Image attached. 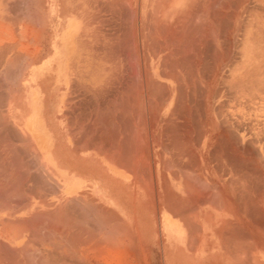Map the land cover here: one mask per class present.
<instances>
[{
  "label": "crops",
  "instance_id": "obj_1",
  "mask_svg": "<svg viewBox=\"0 0 264 264\" xmlns=\"http://www.w3.org/2000/svg\"><path fill=\"white\" fill-rule=\"evenodd\" d=\"M187 12L172 0H0V93L14 94L0 118V264H252V220L264 264L250 150L204 127L229 119L156 116L168 101L139 97L156 91L139 76L170 92L175 68L176 91H190ZM201 25L216 52L196 59L229 77L233 21Z\"/></svg>",
  "mask_w": 264,
  "mask_h": 264
},
{
  "label": "rangeland",
  "instance_id": "obj_2",
  "mask_svg": "<svg viewBox=\"0 0 264 264\" xmlns=\"http://www.w3.org/2000/svg\"><path fill=\"white\" fill-rule=\"evenodd\" d=\"M173 1L175 3L180 1V5L185 6L188 11L187 21L196 23L195 27L186 30L187 56L186 60L181 62L186 65L188 74L186 81L191 89L187 93L176 91L179 83H184V77L181 78L179 70L175 68L167 79V83L171 85L170 92L164 93L157 87L164 82L163 78L139 76L140 86L147 83L156 85L154 94L140 92V100L168 101L165 109L156 108V116L223 117L225 120L228 118L230 121L228 125L204 127L208 132L214 129L213 131L238 134L241 140L233 143L239 145L244 143L250 150L247 163L251 166V212L255 214L264 212V174L262 176L257 170L259 165H264V91L260 89L264 86V0H172V3ZM210 21L234 23V41L229 45V53L232 54V61H229V77H223V74H215L213 77L211 63L217 62L196 59L198 56L201 57L202 52L211 56L216 52L214 46L201 45L207 32L216 31L202 28L203 22ZM171 63L178 65L179 62L174 60ZM224 63L226 65V62ZM13 96L14 94L0 93V118L12 116L13 110L6 108V102ZM14 98L18 101V94ZM179 101L183 106L186 104L187 109H179ZM219 175L221 177L224 174ZM204 191H212L214 196L216 193L212 188ZM258 225L259 221H251L252 264H258L261 260L257 246ZM156 264L160 262L157 261Z\"/></svg>",
  "mask_w": 264,
  "mask_h": 264
},
{
  "label": "bare ground",
  "instance_id": "obj_3",
  "mask_svg": "<svg viewBox=\"0 0 264 264\" xmlns=\"http://www.w3.org/2000/svg\"><path fill=\"white\" fill-rule=\"evenodd\" d=\"M155 11H156V10H155ZM132 12H133V11H131V13H132ZM132 23H133V22H132ZM132 25H133V24H132ZM132 25H131V26H132ZM163 28H164V27H163ZM179 28H180V27H179ZM132 29H133V28H132ZM134 30H135V29H134ZM135 32H136V31H135ZM135 32H134V33H135ZM127 34H128V33H127ZM130 34H132V33H130ZM151 35H152V34H151ZM127 36H128V35H127ZM132 36H133V35H132ZM139 36H140V35H139ZM147 36H148V35H147ZM147 36H146V37H147ZM134 38H135V37H134ZM130 39H132V37H131ZM131 41H133V40H131ZM129 50H131V49H129ZM6 172H7V171H6ZM2 174H3V173H2ZM4 180H5V179H4ZM7 182H8V181H7ZM12 188H13V187H12ZM8 191H10V190H8ZM2 198H3V197H2ZM7 203H8V202H7ZM69 205H70V204H69ZM26 206H27V205H26ZM61 208H62V207H61ZM65 210H66V209H65ZM54 213H55V212H54ZM62 214H63V213H62ZM57 215H59V214H57ZM32 216H33V215H32ZM59 216H60V215H59ZM48 217H49V215H48ZM55 217H56V216H54V218H55ZM41 218H42V217H41ZM61 218H63V217H61ZM64 218H65V217H64ZM47 219H48V218H47ZM57 220H59V219H57ZM64 220H66V219H64ZM29 221H30V220H29ZM40 221H41V219H40ZM75 221H76V220H75ZM69 222H70V221H69ZM23 223H24V222H23ZM43 223H45V222H43ZM70 223H71V222H70ZM70 223H68V224H70ZM39 224H41V223H39ZM50 224H51V222H50ZM46 225H47V224H46ZM60 225H61V224H60ZM32 226H33V225H32ZM54 226H55V225H54ZM54 226H53V227H54ZM75 226H76V225H75ZM81 226H82V225H81ZM83 226H84V225H83ZM40 227H41V226H40ZM42 227H43V225H42ZM42 227H41V228H42ZM55 227H56V226H55ZM78 227H80L79 224H78ZM32 228H33V227H32ZM34 228H35V227H34ZM46 228H47V226H46ZM39 229H40V228H39ZM42 229H43V228H42ZM68 229H69V228H68ZM78 229H79V228H78ZM34 230H35V229H34ZM36 230H37V229H36ZM75 230H76V229H75ZM47 231H48V230H47ZM57 231H59V230H57ZM57 231H56V232H57ZM60 231H61V230H60ZM32 232H33V231H32ZM50 232H51V231H50ZM54 232H55V231H54ZM56 232H55V233H56ZM65 232H66V231H65ZM75 232H76V231H74V233H75ZM80 232H81V231H80ZM62 233H63V231H62ZM46 234H47V233H46ZM68 234H69V233H68ZM70 234L73 235V233H70ZM70 234H69V236L72 237V235H70ZM77 234H78V233H77ZM69 236H68V237H69ZM55 237H56V236H55ZM57 237H58V236H57ZM60 237H61V236H60ZM92 237H93V236H92ZM74 238H76V240H77L78 237L75 236ZM79 238H80V237H79ZM64 239L66 240V238H64ZM69 239H70V238H68V240H69ZM72 239H73V238H72ZM88 239H89V238H88ZM73 240H74V239H73ZM80 240H81V239H80ZM85 240H86V239H85ZM15 241H16V240H15ZM61 241H63V240H61ZM48 242H49V241H48ZM83 242H84V241H83ZM2 243H3V242H2ZM64 243H65V241H64ZM85 243H86V242H85ZM79 244H81V243H79ZM79 244H77V245H79ZM87 244H88V243H87ZM3 245H4V244H3ZM3 245H0V246L2 247ZM73 246H75L74 243H73ZM73 246H72V247H73ZM52 247H53V246H52ZM57 247H58V246H57ZM70 248H71V247H70ZM76 248H77V247H76ZM76 248H74V250H75ZM1 250H2V251L4 250V252H5L6 249H1ZM10 250H12V249H10ZM59 250H60V249H59ZM52 251H53V250H52ZM72 251H73V250H72ZM85 251H86V250H85ZM89 251H90V248H89ZM100 251H101V250H100ZM4 252H2V253H4ZM38 252H39V250H38ZM48 252H49V251H48ZM48 252H47V253H48ZM7 253H9V250L7 251ZM31 253H32V252H31ZM9 254H10V253H9ZM54 254H55V253H54ZM73 254H74V253H73ZM0 255H1V254H0ZM2 255H3V254H2ZM12 255H13V254H12ZM29 255H30V254H29ZM4 256H6V255H4ZM4 256H2V257H4ZM10 256H11V255H10ZM13 256H14V255H13ZM71 256H72V254H71ZM76 256H78V255H76ZM6 257H7V256H6ZM7 258H10V257H7ZM12 258L15 259V257H12ZM24 258H25V257H24ZM34 258H35V257H34ZM36 258H38V257H36ZM5 259H6V258H5ZM14 259H13V260H14ZM55 259H56V258H55ZM71 259H72V258H71ZM76 259H77V258H76ZM15 260H17V258H16ZM66 260H67V259H66ZM6 261H7V260H6ZM8 261H9V260H8ZM8 261H7V262H8ZM29 261H30V260H29ZM60 261H61V260H60ZM60 261H59V262H60ZM65 262H66V261H65ZM83 262H84V261H83ZM83 262H82V263H83ZM0 263H1V262H0ZM13 263H14V262H13ZM56 263H57V262H56ZM3 264H4V263H3ZM14 264H15V263H14ZM76 264H78V263H76Z\"/></svg>",
  "mask_w": 264,
  "mask_h": 264
}]
</instances>
